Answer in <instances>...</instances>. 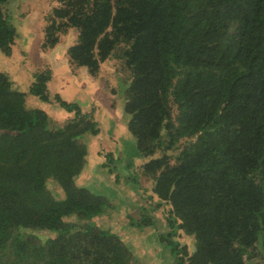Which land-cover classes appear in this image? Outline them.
<instances>
[{"label":"trees","instance_id":"obj_1","mask_svg":"<svg viewBox=\"0 0 264 264\" xmlns=\"http://www.w3.org/2000/svg\"><path fill=\"white\" fill-rule=\"evenodd\" d=\"M12 1L0 0L7 57ZM36 4L37 49L61 46L62 77L112 68L133 145L128 168L108 166V151L91 164L110 143L94 107L51 90L46 60L29 84L0 69V264H130V238L92 221L108 196L138 213L120 228L131 240L149 243L155 225L167 264H264V0Z\"/></svg>","mask_w":264,"mask_h":264},{"label":"rangeland","instance_id":"obj_2","mask_svg":"<svg viewBox=\"0 0 264 264\" xmlns=\"http://www.w3.org/2000/svg\"><path fill=\"white\" fill-rule=\"evenodd\" d=\"M20 1V3H19ZM41 0H13L12 4L14 5L19 3L21 6H17L15 8V13L12 11V15L9 16V19L13 21L14 25H18L17 29L19 31L15 49L12 54L7 57L0 53V69L4 72L10 74L12 80L18 82L19 79H22L25 83L29 84L32 80L30 78V71L36 65H39L43 68V62L46 60L50 66L53 68L59 69V71H53L55 78L50 83V89L54 90L61 99L66 102L78 103L82 107L86 109H90L91 106L94 107L95 112L94 116L101 120L100 124L103 126V132L109 136L110 143L106 146L107 149H103V153L99 154V149H94L90 153V163L95 164L101 158H104L105 152L108 151L110 154V164L108 166L113 165L119 169V167H127L129 164V158L126 153L130 152L131 146L133 145V138L127 130V117L123 114L122 110V100L118 99V91H119V79L116 74L113 72L112 68H104L101 76L102 80L98 81L92 79L88 76L87 73H79L78 76L64 75V70L61 69L64 66V57L63 50L61 46H57L49 55H44L40 53L37 49L36 44V35L34 36L30 23L33 21V17L37 15L38 12L36 10L38 2ZM20 15H29L27 19H20ZM68 43V41L63 40L64 46ZM44 63V62H43ZM22 67V69L20 68ZM51 67V68H52ZM67 71V70H65ZM67 73V72H65ZM109 93L110 95H107ZM107 96L106 102L102 104L100 102L101 97ZM103 98V99H104ZM113 99V102H112ZM94 104V105H93ZM50 115L54 116V118L60 123L64 121V110L57 106L55 108L48 109ZM97 118V119H98ZM99 121V120H98ZM126 150V151H125ZM106 160V157H105ZM112 163V164H111ZM98 166H96L97 168ZM96 168L93 167L92 177H96ZM115 174L111 172L106 173L105 181L108 182V186L110 183L114 181ZM126 174H123V176ZM85 186L90 185L89 182H85ZM104 185L101 183V180L97 178V181L94 187L99 189H106L103 187ZM91 187V186H90ZM56 186H50V190L58 193ZM127 189V188H126ZM110 201V209L107 215H101L93 218V222L97 225L104 226L105 228H110L113 233H117L118 235L128 236L130 238V251L132 253V258L130 260V264H167L169 262L170 255L168 253L167 248L164 246H160L159 242L154 239L153 235L158 233L155 225H152L153 231L150 235V242L146 243L145 241L140 240L137 242L136 239L131 240L130 234L122 233L120 231L121 225H126L128 217H138V213L135 210L125 211L121 210L124 207L121 204L122 200L117 196H108ZM132 197V196H131ZM131 214H129V213ZM160 211H156L158 214ZM127 213L129 216H127ZM161 217L160 215H158ZM129 229V228H127ZM147 229V228H146ZM36 235L41 241H45L47 237L52 236V234L47 232H35ZM187 242L188 239H186ZM191 244V243H190Z\"/></svg>","mask_w":264,"mask_h":264},{"label":"crops","instance_id":"obj_3","mask_svg":"<svg viewBox=\"0 0 264 264\" xmlns=\"http://www.w3.org/2000/svg\"><path fill=\"white\" fill-rule=\"evenodd\" d=\"M52 67V66H51ZM52 69H54L53 67L51 68V70ZM84 73V72H83ZM54 78H55V76H54ZM102 80V78L100 79V80H98V81H101ZM107 95H110L109 93H107ZM104 97H101V99H100V102L102 103V104H104L105 102H106V98H107V96H105V98L103 99ZM112 102H113V99H112ZM98 118V117H97ZM98 120H99V122H101V120L98 118ZM99 161V160H98ZM100 165V163L98 164V166ZM104 172H102V174H103ZM104 178H106V173H104Z\"/></svg>","mask_w":264,"mask_h":264}]
</instances>
